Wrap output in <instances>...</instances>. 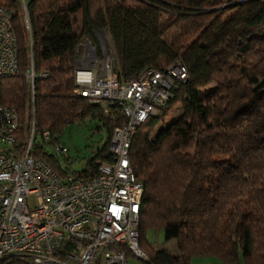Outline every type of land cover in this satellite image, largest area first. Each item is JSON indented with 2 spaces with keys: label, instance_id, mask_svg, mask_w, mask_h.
<instances>
[{
  "label": "trees",
  "instance_id": "trees-1",
  "mask_svg": "<svg viewBox=\"0 0 264 264\" xmlns=\"http://www.w3.org/2000/svg\"><path fill=\"white\" fill-rule=\"evenodd\" d=\"M0 5L16 8L19 69L0 81V106L18 113L17 153L32 120L25 79L31 55L35 72L47 73L35 81L32 155L61 180L96 175L111 161V135L125 121L119 106L105 112L73 94L83 38L106 31L120 82L181 59L186 82L176 85L165 110L142 122L129 152L144 188L138 226L144 263L211 257L219 264H264V0H32L30 36L16 5ZM175 107L177 116L167 120ZM87 122L103 143L74 172L48 148L68 126ZM149 229L174 239L177 253L148 244ZM0 264L30 263L14 257Z\"/></svg>",
  "mask_w": 264,
  "mask_h": 264
},
{
  "label": "built area",
  "instance_id": "built-area-1",
  "mask_svg": "<svg viewBox=\"0 0 264 264\" xmlns=\"http://www.w3.org/2000/svg\"><path fill=\"white\" fill-rule=\"evenodd\" d=\"M22 12L31 34L28 7L32 0H10ZM16 8L0 5V81L17 74L19 57L13 28ZM30 40V47H31ZM76 97L121 108L125 121L110 138V162L91 178L68 175L61 180L45 161L32 155L35 135V81L32 55L25 72L32 100V120L25 145L17 153L19 117L11 106H0V262L25 258L30 264H128L131 255L148 257L139 248V210L144 188L131 168L129 152L138 128L165 110L173 89L187 80L181 59L161 70L146 69L120 82L116 58L105 30L86 36L75 50ZM42 139H50L44 131ZM52 152L63 158L69 149L58 140ZM96 163H98L96 161Z\"/></svg>",
  "mask_w": 264,
  "mask_h": 264
},
{
  "label": "rangeland",
  "instance_id": "rangeland-1",
  "mask_svg": "<svg viewBox=\"0 0 264 264\" xmlns=\"http://www.w3.org/2000/svg\"><path fill=\"white\" fill-rule=\"evenodd\" d=\"M175 116H177V107H175V109L172 111L170 117H168L167 120ZM160 126L161 125H159L157 128H159ZM94 128H95L94 123H89V122L80 125H70L64 130L62 134L59 135L58 141L63 146L69 149L67 155L64 156L62 159L63 165L70 164L69 168L71 171L82 172L85 169L86 161L89 158L93 157L94 151H96L97 148H101L103 143L101 142V138L103 136L102 134L95 133ZM48 150L52 151L51 145L49 146ZM145 239L148 242V244H150L154 248H166L170 251L171 254L177 253L175 240L174 239L165 240L163 230L149 229L145 232ZM206 259L209 260L213 258H206ZM195 261H202V258H195L194 263H198ZM127 263L145 264L143 261L131 255L128 257Z\"/></svg>",
  "mask_w": 264,
  "mask_h": 264
},
{
  "label": "crops",
  "instance_id": "crops-1",
  "mask_svg": "<svg viewBox=\"0 0 264 264\" xmlns=\"http://www.w3.org/2000/svg\"><path fill=\"white\" fill-rule=\"evenodd\" d=\"M206 258H211V257H204L202 258V261H195V262H198V263H194V259L191 260L190 264H219L214 258L213 259H206ZM206 260V261H204Z\"/></svg>",
  "mask_w": 264,
  "mask_h": 264
}]
</instances>
